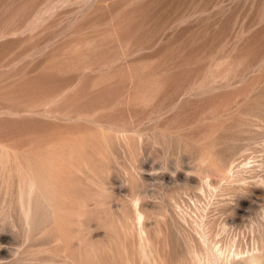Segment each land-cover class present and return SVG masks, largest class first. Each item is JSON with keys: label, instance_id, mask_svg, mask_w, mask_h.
Returning a JSON list of instances; mask_svg holds the SVG:
<instances>
[{"label": "rangeland", "instance_id": "obj_1", "mask_svg": "<svg viewBox=\"0 0 264 264\" xmlns=\"http://www.w3.org/2000/svg\"><path fill=\"white\" fill-rule=\"evenodd\" d=\"M0 264H264V0H0Z\"/></svg>", "mask_w": 264, "mask_h": 264}, {"label": "bare ground", "instance_id": "obj_2", "mask_svg": "<svg viewBox=\"0 0 264 264\" xmlns=\"http://www.w3.org/2000/svg\"><path fill=\"white\" fill-rule=\"evenodd\" d=\"M137 200V199H136ZM138 213V212H137ZM140 227V226H139ZM218 251V250H217ZM207 252H208V254H209V256L211 257V252L209 251V250H207ZM214 253V252H213ZM236 253V252H235ZM238 253V252H237ZM208 254H207V256H208ZM220 254V253H219ZM241 254V253H240ZM218 255V254H217ZM236 255V254H235ZM238 255V254H237ZM208 256V257H209ZM208 257H206L207 258V260H208ZM206 258H203V259H206ZM199 259V258H198ZM200 260V259H199ZM201 260H202V258H201ZM209 260H210V258H209ZM203 262V261H202Z\"/></svg>", "mask_w": 264, "mask_h": 264}]
</instances>
